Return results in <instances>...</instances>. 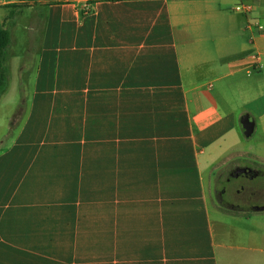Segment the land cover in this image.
<instances>
[{"label":"crops","instance_id":"crops-1","mask_svg":"<svg viewBox=\"0 0 264 264\" xmlns=\"http://www.w3.org/2000/svg\"><path fill=\"white\" fill-rule=\"evenodd\" d=\"M0 6L33 71L26 121L0 138V264H264V199L219 211L205 185L243 114L264 138V0Z\"/></svg>","mask_w":264,"mask_h":264},{"label":"rangeland","instance_id":"rangeland-1","mask_svg":"<svg viewBox=\"0 0 264 264\" xmlns=\"http://www.w3.org/2000/svg\"><path fill=\"white\" fill-rule=\"evenodd\" d=\"M13 6H0V16L8 15ZM14 10V9H12ZM14 22L12 29V38L6 50V68L8 84L5 91L0 96V138H14L24 125L27 116V109L32 101L31 96V77L33 71L29 70L22 74L19 69L21 61L22 44L25 40V33L22 32V24L18 22L13 15L9 16ZM13 17V18H12ZM30 32V31H29ZM239 114V110L237 111ZM16 118V121H15ZM16 122V123H14ZM264 138L260 137L258 125L253 133L246 137L243 134L240 137V143L237 148L228 151L212 168V173L206 177V194L210 208L219 211L235 208L238 210L249 211L251 206L260 204L264 199V162H259L254 155L264 157ZM249 166L261 170L262 175L248 177L240 174L233 177L231 173L236 167ZM238 181L234 187L240 188L236 193H228L229 181ZM222 189L225 191L221 192ZM249 190V191H248ZM253 191V192H252ZM257 191V192H256ZM251 192V194L249 193ZM221 193L222 202L218 201V194ZM247 197V199H246ZM226 202V203H225ZM227 202L238 204L231 206ZM253 213V212H251ZM256 216L263 217L264 210L254 212Z\"/></svg>","mask_w":264,"mask_h":264},{"label":"trees","instance_id":"trees-1","mask_svg":"<svg viewBox=\"0 0 264 264\" xmlns=\"http://www.w3.org/2000/svg\"><path fill=\"white\" fill-rule=\"evenodd\" d=\"M30 1V0H22ZM16 7L24 6V3L15 4ZM14 11H10L9 16L13 15ZM10 31L7 27L0 26V96L5 91L8 79H7V68L6 64V50L10 43Z\"/></svg>","mask_w":264,"mask_h":264},{"label":"water","instance_id":"water-1","mask_svg":"<svg viewBox=\"0 0 264 264\" xmlns=\"http://www.w3.org/2000/svg\"><path fill=\"white\" fill-rule=\"evenodd\" d=\"M240 123L243 128L244 136L248 137L253 131L254 122L249 118V115L245 113L240 117ZM249 171H250L249 167H245V166L236 167L234 169L233 176L236 177L240 173H247ZM253 208L255 210H264V204L259 206H254Z\"/></svg>","mask_w":264,"mask_h":264},{"label":"built area","instance_id":"built-area-1","mask_svg":"<svg viewBox=\"0 0 264 264\" xmlns=\"http://www.w3.org/2000/svg\"><path fill=\"white\" fill-rule=\"evenodd\" d=\"M233 10L241 13H247L251 10V5L249 3L240 1L233 6ZM245 26L247 29H250L253 26L256 27V29L258 30L262 28V24L258 21H254V22L249 21ZM253 34L254 33H251L250 38L253 37ZM251 58L257 59V56L252 55Z\"/></svg>","mask_w":264,"mask_h":264},{"label":"flooded vegetation","instance_id":"flooded-vegetation-1","mask_svg":"<svg viewBox=\"0 0 264 264\" xmlns=\"http://www.w3.org/2000/svg\"><path fill=\"white\" fill-rule=\"evenodd\" d=\"M246 167H249V166H246ZM250 168V171L249 172H247V173H243L245 176H248V177H253L254 175H256V174H258L260 171L258 170V169H256V168H251V167H249ZM233 172H234V170H233ZM233 172L231 173V175L233 176ZM249 191V190H248ZM221 192H223V189H222V191ZM253 192V191H252ZM250 194H251V192H249ZM219 196H218V201L220 202V203H223L222 202V197H221V193H219L218 194ZM246 199H247V197H246ZM226 203V202H225ZM229 205H231V206H239L238 204H234V205H232L233 203H230V202H227ZM235 209V208H234Z\"/></svg>","mask_w":264,"mask_h":264}]
</instances>
